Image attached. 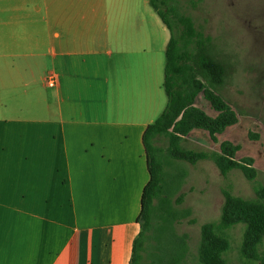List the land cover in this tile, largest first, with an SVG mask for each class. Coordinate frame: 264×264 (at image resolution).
<instances>
[{"label":"crops","instance_id":"crops-1","mask_svg":"<svg viewBox=\"0 0 264 264\" xmlns=\"http://www.w3.org/2000/svg\"><path fill=\"white\" fill-rule=\"evenodd\" d=\"M170 39L150 0H0V264L131 263Z\"/></svg>","mask_w":264,"mask_h":264},{"label":"trees","instance_id":"trees-1","mask_svg":"<svg viewBox=\"0 0 264 264\" xmlns=\"http://www.w3.org/2000/svg\"><path fill=\"white\" fill-rule=\"evenodd\" d=\"M155 12L171 32L167 48L164 88L168 105L157 121L148 126L143 136L150 180L142 196L139 217L141 231L135 239L130 264H184L186 236L180 235L175 224L190 216L179 193L187 175L182 163L195 165L212 160L223 176L240 170L249 181H255L258 170L255 159L238 160L240 145L220 142L219 136L239 123L233 106L217 92L225 82L224 65L212 56L211 37L197 29L190 16L179 11L178 0H150ZM203 95L216 111L215 117L196 106ZM194 130L208 132L219 151H193L182 147V142ZM258 139L257 135H251ZM224 205L220 219L201 228L198 251L200 264H228L226 254L231 249L227 234L237 225H244L242 256L264 264L259 246L264 239V203L234 196L224 190ZM256 195L264 199V186L256 188Z\"/></svg>","mask_w":264,"mask_h":264},{"label":"rangeland","instance_id":"rangeland-1","mask_svg":"<svg viewBox=\"0 0 264 264\" xmlns=\"http://www.w3.org/2000/svg\"><path fill=\"white\" fill-rule=\"evenodd\" d=\"M179 11L190 16L197 29L211 37L210 53L226 70L224 84L217 88L235 109L239 123L219 136L220 142L231 141L241 146L238 160L255 159L258 177L249 181L240 170L223 176L212 160L195 165L182 163L187 175L179 193L183 203L179 207L190 210L188 218L175 224L178 234L186 236L184 264H200L198 251L201 228L220 219L224 205V190L247 200H260L256 188L264 186V0H178ZM199 106L210 116L216 111L204 99ZM182 142V147L193 151H219V144L211 141L208 132L194 130ZM251 135H257L254 139ZM245 232L237 225L227 232L231 249L226 254L228 264H260L246 260L241 254ZM264 255V239L259 246Z\"/></svg>","mask_w":264,"mask_h":264},{"label":"built area","instance_id":"built-area-1","mask_svg":"<svg viewBox=\"0 0 264 264\" xmlns=\"http://www.w3.org/2000/svg\"><path fill=\"white\" fill-rule=\"evenodd\" d=\"M57 83H58V79L55 75L51 74L47 77V85L50 88L56 87Z\"/></svg>","mask_w":264,"mask_h":264}]
</instances>
